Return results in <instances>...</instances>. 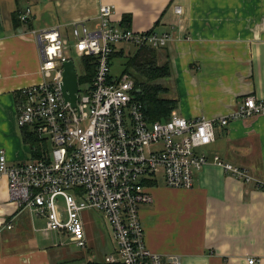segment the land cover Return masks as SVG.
Instances as JSON below:
<instances>
[{"label": "crops", "instance_id": "obj_1", "mask_svg": "<svg viewBox=\"0 0 264 264\" xmlns=\"http://www.w3.org/2000/svg\"><path fill=\"white\" fill-rule=\"evenodd\" d=\"M100 4L114 6V24L130 15L133 30L156 24L171 34L157 56L159 64L169 61L165 96L177 98L174 111L182 117L217 119L242 97L264 94V0H0V149L9 164L33 158L16 117L18 91L42 81L35 32L60 26L65 37L63 29L74 22L93 27ZM209 152L264 179V115L216 124ZM148 190L152 202L140 206L139 215L152 253L180 264H264L263 191L213 164L194 174L191 189L156 182ZM93 214H82L86 247H75L64 232L48 230L43 217L17 208L1 177L0 226L12 228L0 232V264H106L111 249L96 256L104 242L89 221ZM64 238L82 251H67Z\"/></svg>", "mask_w": 264, "mask_h": 264}, {"label": "built area", "instance_id": "obj_2", "mask_svg": "<svg viewBox=\"0 0 264 264\" xmlns=\"http://www.w3.org/2000/svg\"><path fill=\"white\" fill-rule=\"evenodd\" d=\"M29 12L19 19L25 21ZM174 12L180 14L181 7L175 6ZM113 14V5L100 4L92 28L85 21L71 24L82 60L90 59L94 69L81 89L85 67L82 60L80 72L75 66L76 109L61 93L63 64L72 60L64 53L68 38L60 26L35 32L42 81L18 91L16 124L20 129L29 127L46 148L40 158L15 164H9L0 149V178L6 179L9 200L17 208L43 217L48 230L64 232L75 247H86L82 214L100 215L113 241L106 264H180L152 253L145 244L139 209L152 202L148 187L160 176L170 188L191 189L194 174L213 164L264 192V179L209 152L216 124L224 127L264 115V94L242 97L235 110L217 119H186L173 110L167 120L147 121L134 80L128 74H111V56L121 50L125 54L127 45L163 48L171 34L123 28L111 21ZM11 228L7 223L0 232Z\"/></svg>", "mask_w": 264, "mask_h": 264}, {"label": "trees", "instance_id": "obj_3", "mask_svg": "<svg viewBox=\"0 0 264 264\" xmlns=\"http://www.w3.org/2000/svg\"><path fill=\"white\" fill-rule=\"evenodd\" d=\"M16 18L18 19V16L14 14L15 21ZM120 26L131 28L130 15L122 16ZM156 26L155 24L154 28ZM115 57L126 59L122 74H128L134 80L135 96L146 106L145 119L150 122L167 120L177 106V98L165 96L168 89L162 83L171 76L169 61L159 64L157 50L150 48L135 49L128 55L121 50L115 52L111 59ZM89 61L90 59L82 60L86 71L85 81H90L93 76L94 69L89 65ZM138 90L140 92H137ZM21 134L23 142L31 148L33 159L40 158L41 150L46 148V144L27 126L21 128Z\"/></svg>", "mask_w": 264, "mask_h": 264}, {"label": "rangeland", "instance_id": "obj_4", "mask_svg": "<svg viewBox=\"0 0 264 264\" xmlns=\"http://www.w3.org/2000/svg\"><path fill=\"white\" fill-rule=\"evenodd\" d=\"M86 25L88 27H90V26L92 27V25H90L89 23H86ZM156 27L158 29L155 28V31L159 32L158 31V30H160L159 26H156ZM66 30H68V31L66 32ZM70 32H71V26L68 29H63V35L68 38V47H67V49L64 50V53L68 59H72L74 61L78 72H80L81 71L80 64H81L83 52L76 45V43L73 40ZM125 50L127 51V52H125V55H128V54L133 53L135 49L133 47H130L127 45ZM125 60H126L125 58H119V57H115L112 59L110 72L113 76H118L123 72ZM83 80H84V78L80 79V81H79L81 89H84L87 86L86 83H83ZM163 85L165 86V82H163ZM157 184H158V187H164V185H165V187H167L164 180L160 176H158ZM89 221H92V226L95 227L94 229L96 230V232H94V233L95 234L97 233L98 237L101 238L100 240L105 243L104 248H103L104 243L98 242L97 243L98 245H96L97 246L96 256H100L102 252H105V250L107 251L109 248L112 249V247H113V242H112V238H111V231H110V228L108 227L107 223L103 219H101L100 215H98V214H93L92 219H90ZM40 224L41 225L44 224L43 220H40L38 225H40ZM62 246L67 251H70L72 253L82 251V250H79V249L71 246L69 240H67L66 238H64V240L62 241ZM83 251H84V253H86L85 249ZM108 252H110V251H108Z\"/></svg>", "mask_w": 264, "mask_h": 264}, {"label": "water", "instance_id": "obj_5", "mask_svg": "<svg viewBox=\"0 0 264 264\" xmlns=\"http://www.w3.org/2000/svg\"><path fill=\"white\" fill-rule=\"evenodd\" d=\"M66 43V39L64 38ZM78 87L75 63L73 60H68L63 64L61 93L65 102L69 103L71 108H77L78 101ZM137 92H140L139 90Z\"/></svg>", "mask_w": 264, "mask_h": 264}]
</instances>
